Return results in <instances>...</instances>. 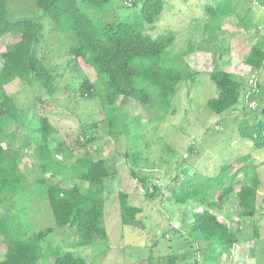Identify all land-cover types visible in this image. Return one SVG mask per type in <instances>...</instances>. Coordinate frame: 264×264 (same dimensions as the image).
<instances>
[{
    "label": "rangeland",
    "instance_id": "rangeland-1",
    "mask_svg": "<svg viewBox=\"0 0 264 264\" xmlns=\"http://www.w3.org/2000/svg\"><path fill=\"white\" fill-rule=\"evenodd\" d=\"M78 1L82 9L104 23L131 20L141 9L140 0H110L99 10ZM9 13L13 19L30 17L43 23L44 34L36 49L54 75L56 92L49 95L41 82L27 78H16L4 86L25 109L22 123L4 118V148L9 157L18 150L20 169L28 179L23 194L0 200V224L7 232L19 231L30 238L52 226L55 231L48 235L45 246L65 248V241L77 240L73 228L57 227L46 198V185L37 182L41 171L36 148L43 143L39 127L40 116H44L57 129L50 146L57 147L60 140L72 146L69 152L56 156L58 159L72 164L80 156L104 158L111 173L104 206L108 240L72 249L88 264H169L171 253L185 250L188 256H180L175 264H264V150L253 147L239 132L242 122L264 119V65L260 69L245 65L251 46L264 38V0H164L158 21L152 29L146 25V32L154 38L173 34L175 39L169 48L172 64L190 76L177 85L167 112L119 96L116 107L128 127L116 137L109 133L102 101L103 80L86 63L79 66L70 54L71 33L53 29L54 21L44 15L35 0H9ZM18 36V31H12L0 37V54ZM217 68L230 70L243 81L239 104L221 114L207 105L218 95L217 85L210 78ZM251 77L256 81L254 89L248 82ZM88 79L95 85L92 96H87L82 87ZM248 90L247 98L254 99L255 106L247 104ZM85 138H90L89 142L83 143ZM245 154L257 165L261 180L258 212L253 218L240 217L235 193L225 203L217 202L214 210L237 231L239 241L215 262L208 256L223 249L221 246L207 247L206 242L197 241L191 245L187 240L193 216L202 206L193 200L178 203L172 191L195 172L214 176L222 164ZM69 177L63 185L78 184L87 190L88 182ZM45 178L47 182L60 180L51 173ZM235 183L238 186V179ZM152 186H157L153 197L148 195ZM121 194L142 210L130 225L121 220ZM2 238L0 232V259L6 252ZM55 261L56 257H51L40 264Z\"/></svg>",
    "mask_w": 264,
    "mask_h": 264
},
{
    "label": "trees",
    "instance_id": "trees-1",
    "mask_svg": "<svg viewBox=\"0 0 264 264\" xmlns=\"http://www.w3.org/2000/svg\"><path fill=\"white\" fill-rule=\"evenodd\" d=\"M81 1L99 10L110 0ZM140 1V12L133 19L104 23L82 9L78 0H35L44 15L54 21L53 29L71 33V38H67L70 42L68 48L78 65L86 63L103 80L105 95L103 92L102 101L106 108L109 133L114 137L124 133L128 127L116 107L119 96L129 97L167 112L177 85L190 76L172 64L169 48L175 39L174 35L164 34L154 38L146 32V25L152 29L158 21L164 0ZM106 13L108 11L103 12ZM43 30V23L35 18H11L9 0H0V37L12 31L19 32L12 46L0 54L1 201L16 199L23 194L28 182L27 176L20 169L18 150L13 157H9L4 148V118L22 123L25 111L4 86L16 78H27L31 82H41L49 95L56 92L54 75L36 49L43 37ZM245 65L252 69H260L264 65V38L251 46ZM210 78L217 85L218 95L208 100V107L219 114L235 109L243 95V81L225 68L213 70ZM82 87L86 88L87 96L93 95L95 85L89 79ZM250 90L245 94L246 99H249L247 104L254 101L247 98ZM40 122L43 143L36 148L41 171L37 182L46 185V198L57 227L73 228L77 240L70 243L65 241V248L45 246L48 235L55 231L52 226L34 233L30 238H24L19 231L7 232L6 227L0 224V229L3 228L0 231L3 235L2 244L6 248L0 264H40V261L48 262L51 257H56L55 264H88L84 257L75 254L72 249L108 240L104 206L106 181L111 173L107 161L104 158L80 156L69 164L66 159H58L56 156L69 152L72 146H68L65 140H60L57 147L50 146V139L56 138L54 135L57 129L47 117L40 116ZM239 132L243 138L252 142L253 147L264 150V119L254 123L242 122ZM89 140L90 138H85L83 143ZM249 160V154L240 155L235 161L222 164L214 176L195 172L192 178L181 181L179 186L173 188L172 197L176 202L193 200L202 206L203 209L193 216L189 228L190 238L187 240L191 245L192 241H197L206 242L207 247L221 246L223 249L214 250L208 256L215 262L239 241L237 231L214 210L217 202L225 203L235 193L240 217L253 218L258 212L261 180L257 174V165ZM47 173H51L53 177L59 176L60 180L47 182ZM69 176L88 182L87 190L83 191L78 184L69 187L63 185L62 182L68 180ZM235 179H238V186ZM141 180L146 186L145 179ZM240 180L246 182L241 183ZM152 189L148 191L151 197L155 195L157 186H152ZM262 203L264 204V197ZM119 204L121 220L125 225H130L142 211L141 207L130 204L125 194H121ZM255 233L259 234L257 227ZM185 251L181 254L171 253L168 263L175 264L180 256L185 259L189 254V251Z\"/></svg>",
    "mask_w": 264,
    "mask_h": 264
},
{
    "label": "built area",
    "instance_id": "built-area-1",
    "mask_svg": "<svg viewBox=\"0 0 264 264\" xmlns=\"http://www.w3.org/2000/svg\"><path fill=\"white\" fill-rule=\"evenodd\" d=\"M248 82H249L251 85H253V89H254L255 86H256V81H255V79H254L253 77H251V78H249ZM250 105H251V106H255L256 103H255L254 101H252V102L250 103Z\"/></svg>",
    "mask_w": 264,
    "mask_h": 264
}]
</instances>
